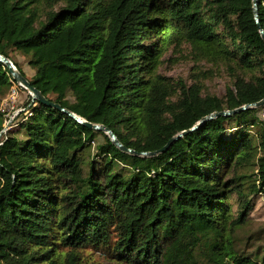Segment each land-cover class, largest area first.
<instances>
[{
    "label": "trees",
    "instance_id": "obj_1",
    "mask_svg": "<svg viewBox=\"0 0 264 264\" xmlns=\"http://www.w3.org/2000/svg\"><path fill=\"white\" fill-rule=\"evenodd\" d=\"M252 2L0 0V55L23 76L12 56L29 55L27 80L49 102L137 153L188 132L135 157L32 99L6 134L0 113V264H81L83 253L118 264H264V246L240 238L256 199L264 203V106L189 132L264 99ZM181 44L232 71L223 97L158 74ZM11 80L0 62V102Z\"/></svg>",
    "mask_w": 264,
    "mask_h": 264
},
{
    "label": "rangeland",
    "instance_id": "obj_2",
    "mask_svg": "<svg viewBox=\"0 0 264 264\" xmlns=\"http://www.w3.org/2000/svg\"><path fill=\"white\" fill-rule=\"evenodd\" d=\"M29 55L22 52L14 54L12 60L24 73L25 78L32 80L35 70L28 65ZM16 68V67H15ZM17 69V68H16ZM222 62L198 61L192 54L189 46L181 44L170 48L162 57L158 74L169 79L172 84H183L190 87L195 84L202 85V95L216 96L221 98L227 89L232 88V71ZM17 96L10 95V89L0 102V113L3 115L2 134H6L17 125V118L26 116L28 108L25 105L31 101V97L24 89H18ZM264 120V113L258 115ZM101 141V139H99ZM255 209L250 214V226L240 233L241 245L245 243L254 249L257 245L264 246V203L257 198ZM231 212L237 214V207L231 204ZM255 235L253 240L247 241L250 235ZM258 234V235H256ZM81 264H118L112 262L99 254H82Z\"/></svg>",
    "mask_w": 264,
    "mask_h": 264
},
{
    "label": "water",
    "instance_id": "obj_3",
    "mask_svg": "<svg viewBox=\"0 0 264 264\" xmlns=\"http://www.w3.org/2000/svg\"><path fill=\"white\" fill-rule=\"evenodd\" d=\"M252 10H253V17H254V22L257 26V29L259 31L260 37L264 43V31L262 30L261 26H260V21H259V14H258V4H257V0H253L252 2ZM0 62L7 68L9 75L12 78V81L17 84L19 86V88L24 89L28 92V94L30 95L31 99L33 102H38L41 105L50 107V108H54L57 109L61 112H63L64 114L68 115L69 117H71L73 120H75L76 122H78L79 124H81L82 126L90 129V130H94L96 132H101L104 133L109 140L113 143V145L115 147H117L120 151L133 155L135 157H154L157 156L158 154L164 153L166 152L170 146L177 141L180 137L186 135L188 132H182L181 134H178L177 136L173 137L171 140L168 141V143L160 150L154 151V152H142V153H137L133 150L127 149L125 148L116 138V136L113 134L112 131H110L107 127L102 126V125H98V124H91L85 120L80 119L79 117H77L75 114L69 112L66 109L61 108L58 104H53L51 102H49L42 94L39 90H37L35 87H33L31 85V83L25 78V76H23L13 65V63L5 58L4 56L0 55ZM264 106V99L261 100L258 103L255 104H249V105H245L243 107H240L238 109L232 110V111H224V112H219V113H212L206 117H204L203 119H201V121L196 124L189 132H192L194 130H196L201 124H203L204 122L207 121H211L213 119L219 118V117H231L235 114H238L240 112L246 111L248 109H258L260 107Z\"/></svg>",
    "mask_w": 264,
    "mask_h": 264
},
{
    "label": "built area",
    "instance_id": "obj_4",
    "mask_svg": "<svg viewBox=\"0 0 264 264\" xmlns=\"http://www.w3.org/2000/svg\"><path fill=\"white\" fill-rule=\"evenodd\" d=\"M11 83H12V86L10 88V95L12 98H14V96L16 95L17 96V91L19 88V86L17 84H15L12 80H11ZM264 113V112H263Z\"/></svg>",
    "mask_w": 264,
    "mask_h": 264
}]
</instances>
